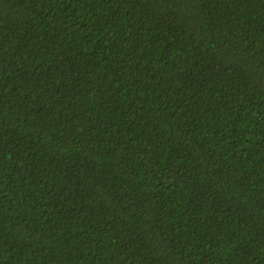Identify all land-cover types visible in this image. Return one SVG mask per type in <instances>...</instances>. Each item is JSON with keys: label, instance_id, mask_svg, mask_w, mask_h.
I'll return each mask as SVG.
<instances>
[{"label": "trees", "instance_id": "trees-1", "mask_svg": "<svg viewBox=\"0 0 264 264\" xmlns=\"http://www.w3.org/2000/svg\"><path fill=\"white\" fill-rule=\"evenodd\" d=\"M0 264H264V0H0Z\"/></svg>", "mask_w": 264, "mask_h": 264}]
</instances>
